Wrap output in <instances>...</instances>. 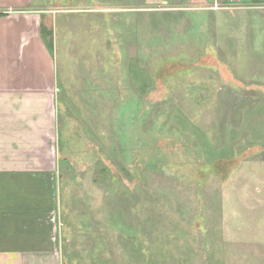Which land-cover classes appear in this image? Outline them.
I'll list each match as a JSON object with an SVG mask.
<instances>
[{
	"label": "rangeland",
	"instance_id": "374dc122",
	"mask_svg": "<svg viewBox=\"0 0 264 264\" xmlns=\"http://www.w3.org/2000/svg\"><path fill=\"white\" fill-rule=\"evenodd\" d=\"M63 264H264V0H52Z\"/></svg>",
	"mask_w": 264,
	"mask_h": 264
},
{
	"label": "crops",
	"instance_id": "0c3cea01",
	"mask_svg": "<svg viewBox=\"0 0 264 264\" xmlns=\"http://www.w3.org/2000/svg\"><path fill=\"white\" fill-rule=\"evenodd\" d=\"M52 0H0V264H63Z\"/></svg>",
	"mask_w": 264,
	"mask_h": 264
},
{
	"label": "built area",
	"instance_id": "2783aa9c",
	"mask_svg": "<svg viewBox=\"0 0 264 264\" xmlns=\"http://www.w3.org/2000/svg\"><path fill=\"white\" fill-rule=\"evenodd\" d=\"M249 0H210L212 9H243L249 8Z\"/></svg>",
	"mask_w": 264,
	"mask_h": 264
},
{
	"label": "bare ground",
	"instance_id": "6f19581e",
	"mask_svg": "<svg viewBox=\"0 0 264 264\" xmlns=\"http://www.w3.org/2000/svg\"><path fill=\"white\" fill-rule=\"evenodd\" d=\"M205 1V0H204ZM213 10H227V9H213Z\"/></svg>",
	"mask_w": 264,
	"mask_h": 264
}]
</instances>
